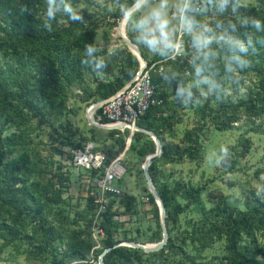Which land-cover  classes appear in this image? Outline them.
Masks as SVG:
<instances>
[{
	"label": "rangeland",
	"instance_id": "374dc122",
	"mask_svg": "<svg viewBox=\"0 0 264 264\" xmlns=\"http://www.w3.org/2000/svg\"><path fill=\"white\" fill-rule=\"evenodd\" d=\"M137 1L54 0L51 4L49 0L39 1L41 31L51 32L70 25L75 38L84 31L87 33L71 47L67 58L63 59L66 51L56 52L60 63L67 60L64 72L70 79L68 85L57 74L50 77L46 61L8 55L0 50V84L6 91H15L12 76L18 81L27 77L30 83L44 77L49 84L47 92L53 95L52 103L39 112L22 110V119L16 116L19 105L15 102L0 105V151H6L8 141L16 142L11 152H4L1 158L0 178L8 175L16 159L23 156L30 171L21 176L22 184L14 185H24L30 190L42 208L41 220L52 235L46 243L44 233L29 217H23L19 224H11L0 214V225L9 227L15 235V240L0 250V264H62L73 252L82 253L84 260L89 259L86 246L94 244L90 236L91 179L96 173H80L69 164V152L88 143L106 154V167L114 164L121 172L112 183L119 195L109 198L106 208L111 213L109 240L120 251L114 257L116 264H190L191 261L223 264L224 240L211 225L216 219L215 208L225 207L227 212L237 214L247 211V218L256 221L258 216L249 209L250 200L260 199L264 194V117H248L240 110L233 123L221 128L209 124L200 128L201 122L194 113L197 105L205 101L211 112L218 102L232 107L254 87L252 73L238 72L244 56L234 52L215 67L226 72L221 77L219 97L213 99L209 78L200 73L199 63L203 61L198 59L215 52L217 41L223 40L222 32L226 33L231 23L239 21L234 13L230 14L231 5L245 8L253 6L255 1L219 0L215 5L221 3L225 7L226 2L229 5L212 11L203 10L197 2L195 9L187 11L189 0H145L125 21L124 35L132 44L133 36L140 31L138 34L146 42L153 37L157 40L151 46L154 55L147 68L163 106L153 114L148 132L170 152L167 158H152L147 174L155 191L163 185L170 194L173 187L180 192L189 186L201 187V192L199 204L185 209L174 223L165 221L164 215L167 239L162 249L155 253L139 250L136 253L137 249L132 247L153 245L161 240L159 221L154 214L156 204L154 200L149 201L142 175L144 159L154 153L155 144L144 133L134 131L126 146L127 130L99 129L86 121L84 113L111 92L114 84H127L140 66L136 60L135 64L126 62V56L132 54L116 35L124 14ZM66 5L81 18L69 20L64 14ZM50 7L54 10L53 16L48 15ZM153 13H159V21L165 24V37L161 36ZM233 44L243 47L238 42ZM147 45L151 48L148 42ZM137 46L144 54L143 46L138 43ZM141 126L138 124L136 128L144 130ZM187 134L198 137L197 159L190 162L183 158L179 163H170L173 152L184 148ZM191 140L190 137L187 141ZM60 171L67 174L65 188L57 187L53 181ZM0 186H5V182L1 181ZM174 199L173 203L184 205L177 194ZM250 234L242 232L239 249L247 253L254 249L264 251V232L253 229ZM5 235L8 240L10 236ZM104 239L103 235L96 250L102 258L108 252V249L102 250Z\"/></svg>",
	"mask_w": 264,
	"mask_h": 264
},
{
	"label": "trees",
	"instance_id": "16d2710c",
	"mask_svg": "<svg viewBox=\"0 0 264 264\" xmlns=\"http://www.w3.org/2000/svg\"><path fill=\"white\" fill-rule=\"evenodd\" d=\"M39 1L40 0H0V43H3L0 45V50L8 55H20V57L25 56L28 59H41L46 61L48 68L47 73L50 77H55L57 74L64 81L65 85H68L70 79L68 74L64 72V62L67 60L60 63L56 52L61 49L66 51L63 59L67 58L71 47L74 45L76 46L78 39H84L87 33L84 31L75 38L73 36V29L70 28V25H68L67 28H62L60 30L54 29L51 32L41 31L38 26L40 20ZM217 1L219 0H189L187 11L188 9H195L194 4H197V2H200V8L206 11L226 8L229 5L227 2L225 7H223L221 3L215 5ZM254 1L255 4L253 6L245 8H235L231 5L229 10L230 14L234 13V15L239 18V21L231 23L229 26L230 29L226 33L222 32L221 36L223 40L217 41L215 52L208 53L205 57L198 59V62L203 61L199 63V69H201L200 73L209 78L212 90L211 98L217 99L219 97L222 84L221 77L224 72H226H222L219 68L215 67L222 58L234 52H238L241 57L244 56L238 72L252 73L255 78L254 87L248 90L244 99H240L232 107L218 102L217 108L211 112L207 101L202 105H197L194 113L201 122L200 128H204L206 124L221 128L229 123H233L237 120V114L240 110L244 111L248 117H264V0ZM69 2L71 3V1ZM64 14L69 20L71 19V13L65 12ZM234 42L242 44L243 47L240 48L239 45L233 44ZM125 60L127 63H129L130 60L132 64L136 62V59H134L132 55H127ZM147 66H149V61L146 63V68ZM19 68H22V66L20 65ZM148 75L154 88L155 97L161 99L162 104L150 107L136 122V125H142L141 127L146 131L151 130V124L154 120L153 114L163 106V100L159 96L152 81L150 69ZM12 85L15 88L13 93L6 91L2 84H0V105L9 106L11 102L18 104L19 112L16 113V116L19 119H22V110L31 111L36 109L37 112H39L40 108H44L52 103L53 95L47 92L49 84H47V80L44 77L30 83L27 77H23L18 81L16 77L12 76ZM123 86L124 84H114L111 92L108 91L99 101L109 98ZM150 111H152V113L149 115ZM262 130H264V123ZM190 137L192 140L187 141ZM197 139L198 137L196 134H187L184 141V148L180 152H173L174 158L169 162L179 163L183 158L190 162L195 161L198 157ZM14 144H16L15 141H8L5 145L7 147L5 149L6 151L4 152H11V147ZM4 152L0 151V161ZM167 154H170V152L162 144L160 157L167 158ZM29 171L30 169L26 164V160L23 156H19L12 165V169L8 175L0 178V182H5V186H0V214L5 215L6 219H8L11 224H19L23 217H29V219H32L33 222L38 225V228L42 230L45 235L44 242L48 243L52 235L50 233V228L41 220L42 208L32 197V193H30V190L26 186L18 185V187H15L14 185V183L22 184L23 180L21 176H25ZM53 181L57 187L65 188L67 185V174L64 171H60L58 177H55ZM172 190L173 193L170 194V192L161 185V188L156 189V193L164 208L165 221L169 220L171 223H174L177 216L182 214L185 209L189 206L196 207L199 204L201 187L193 188L189 186L185 190L182 189L181 192L175 189V187H173ZM175 194L184 201V205H180L177 201L173 203ZM148 198L150 203H152V197L148 195ZM250 202H252V206L249 212L258 216L254 222H251L247 218V211L246 213H239L237 211V214L235 212H227L225 207L215 208L213 217L216 219L211 221V225L214 227V232L224 240L223 251L225 253V262L223 264H264L263 250L254 249L252 253H247L246 251H241L238 246L242 232L246 233L248 236L251 235L250 233L253 229L264 232V194L260 199L258 197H253ZM27 204L33 205V207L30 208ZM169 207L170 209L167 210ZM154 214L158 219V213L155 211ZM110 217L111 213L105 210L101 215V219L98 221V227L105 236L103 240L104 248H102V250L108 249L107 254L101 259L103 264H116L114 257L120 252L119 249L113 248L114 243L109 240L111 235L109 225ZM91 227L92 222L90 220V228ZM0 230L3 232H0V240L2 241L0 245L1 250L15 240V235L12 234L9 227L5 225H0ZM4 232L10 236L8 240H6L7 235H5ZM91 247L92 245L86 246L88 252ZM135 252L138 253V250H135ZM93 256L94 258L99 256V251H94ZM257 256L260 261L256 259ZM83 258L84 256L82 253L73 252L72 257L66 262L84 260ZM176 264L185 263L178 262ZM190 264L195 263L191 261Z\"/></svg>",
	"mask_w": 264,
	"mask_h": 264
},
{
	"label": "built area",
	"instance_id": "2783aa9c",
	"mask_svg": "<svg viewBox=\"0 0 264 264\" xmlns=\"http://www.w3.org/2000/svg\"><path fill=\"white\" fill-rule=\"evenodd\" d=\"M148 71L146 63L139 66L126 88L123 86L109 98L97 102L102 104L92 112V123L106 129L119 131L125 129L131 136L138 119L150 107L162 104L161 99L155 97ZM106 161V154L90 143L69 152V164L75 171L96 173L91 179L93 191L90 193L93 200L90 236L94 244L89 251V259L74 260L64 264H98L101 255L95 258L93 256V252L99 249V239L103 236L98 221L107 208V200L119 195V190L115 189L112 183L121 174L119 167L114 164L106 167Z\"/></svg>",
	"mask_w": 264,
	"mask_h": 264
},
{
	"label": "water",
	"instance_id": "95a60500",
	"mask_svg": "<svg viewBox=\"0 0 264 264\" xmlns=\"http://www.w3.org/2000/svg\"><path fill=\"white\" fill-rule=\"evenodd\" d=\"M144 1L145 0H138L137 2L138 3H142ZM134 7H135V4H133L131 9H133ZM120 37H121L125 47L127 48L128 52H130V54H133L132 52H134L136 55L133 54L132 56L136 59L137 62L140 60L142 62V64L144 65L145 62L142 59V57H141L139 51L137 50V48L132 43H130V41L126 37H124V36H120ZM129 83L130 82L125 84L123 88H126L129 85ZM101 104L102 103L94 104L95 106L93 108V111L95 109H97L98 107H100ZM86 112H87V110L84 113V117H85L86 121L90 125L95 126V127L99 128V129H101V128L102 129H106V128H103L102 126L90 123L89 119L87 118V115H85V114H87ZM135 129H136V127H135ZM140 131H143L145 135H147L148 137L152 138V141L154 142L155 147L157 149L152 155L149 156L148 159H146V160L144 159V164L142 165V175H143L145 183H146L147 191H148L149 195L152 197V199L154 200V203L156 204L157 213H158V221H159V226H160V229H161V240L158 243L153 244V245H151L149 247L144 246V245H136V244H134L132 247L137 249V250H139V251H141V252H143V253H154V252H157V251H159L160 249L163 248V246H164V244L166 242V239H167V234H166L165 229H164V208L162 206V203H161L156 191L154 190V188H153V186L151 184L150 178H149V176L147 174V167H148V165L150 163V160L152 158L160 156V154H161V144H160L159 140L157 139V137L154 134H152L151 132H148V131H145V130H140ZM101 258H102V255L100 256V258L98 260V264H103L102 261H101Z\"/></svg>",
	"mask_w": 264,
	"mask_h": 264
},
{
	"label": "bare ground",
	"instance_id": "6f19581e",
	"mask_svg": "<svg viewBox=\"0 0 264 264\" xmlns=\"http://www.w3.org/2000/svg\"><path fill=\"white\" fill-rule=\"evenodd\" d=\"M143 3V2H142ZM142 3H135V7L133 8V9H129L125 14H124V16H123V18H122V20H121V23L119 24V27L117 28V32H116V35H119V36H124L125 37V35H124V24H125V21L127 20V18L138 8V7H140L141 6V4ZM134 55H136L134 52H132ZM132 54V55H133ZM138 63H139V65L140 66H143V64H142V62L139 60L138 61ZM94 106L95 105H92V106H90L88 109H87V114H85V115H87V118L89 119V121H90V123H92V121H91V117H92V111H93V108H94ZM93 124V123H92ZM102 129V128H101ZM133 131H134V129H132ZM135 131L136 132H142V133H144L143 131H140L139 129H135ZM129 138H130V136H128V138H127V141H126V146L128 145V143H129ZM151 140H152V138L151 137H149ZM126 149V148H125ZM157 149H155V151H156ZM121 156V155H120ZM149 156L150 155H148L146 158H145V160L146 159H148L149 158ZM152 244H148V245H144V246H147V247H149V246H151Z\"/></svg>",
	"mask_w": 264,
	"mask_h": 264
},
{
	"label": "clouds",
	"instance_id": "9594fccd",
	"mask_svg": "<svg viewBox=\"0 0 264 264\" xmlns=\"http://www.w3.org/2000/svg\"><path fill=\"white\" fill-rule=\"evenodd\" d=\"M53 2H54V0H49V3H50V4L53 3ZM65 11L68 12V13H71V18H72V19H80V18H81L77 13L73 12V10H72V8H71L70 6H67V5H66V6H65ZM48 15H49V16H53V15H54V10H53L51 7L49 8ZM153 16H154V17L157 19V21H158V27H159V29H160L161 36H162V37H165V36H166V33L164 32L165 24H164L163 22H160V21H159V13H153ZM142 23H143V22H142ZM147 42H148V44H149L150 46H153V45H155V44L157 43V40H156L155 37H153V38H151V39H148Z\"/></svg>",
	"mask_w": 264,
	"mask_h": 264
},
{
	"label": "crops",
	"instance_id": "0c3cea01",
	"mask_svg": "<svg viewBox=\"0 0 264 264\" xmlns=\"http://www.w3.org/2000/svg\"><path fill=\"white\" fill-rule=\"evenodd\" d=\"M157 8H159V10L161 11V7H157ZM143 17H141L140 18V20L142 19ZM144 18H147V17H144ZM139 20V21H140ZM139 34H141V31L140 32H138ZM135 34V36H133L134 37V39L135 40H133V45L137 48V50H138V46H137V43L138 44H140V45H142L143 46V49H144V54H142V53H140V55L142 56V58L146 61V62H148V61H150V59L153 57V55H154V48H152L151 46V48H149L148 47V45H147V42L143 39V37H141L139 34ZM160 46V45H159ZM139 51V50H138Z\"/></svg>",
	"mask_w": 264,
	"mask_h": 264
}]
</instances>
